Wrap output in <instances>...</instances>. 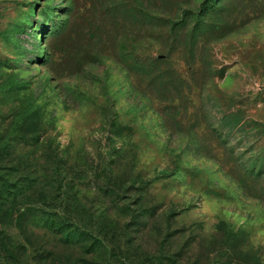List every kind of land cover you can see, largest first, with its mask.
<instances>
[{
  "label": "rangeland",
  "instance_id": "1",
  "mask_svg": "<svg viewBox=\"0 0 264 264\" xmlns=\"http://www.w3.org/2000/svg\"><path fill=\"white\" fill-rule=\"evenodd\" d=\"M0 264H264V0H0Z\"/></svg>",
  "mask_w": 264,
  "mask_h": 264
}]
</instances>
